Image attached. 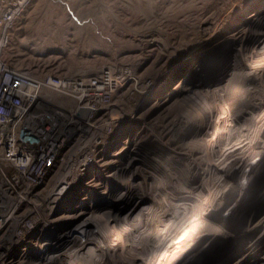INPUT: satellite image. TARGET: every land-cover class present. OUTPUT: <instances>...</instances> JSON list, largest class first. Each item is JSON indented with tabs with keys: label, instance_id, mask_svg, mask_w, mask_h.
Wrapping results in <instances>:
<instances>
[{
	"label": "rangeland",
	"instance_id": "1",
	"mask_svg": "<svg viewBox=\"0 0 264 264\" xmlns=\"http://www.w3.org/2000/svg\"><path fill=\"white\" fill-rule=\"evenodd\" d=\"M240 29L264 32V0H33L8 32L0 59L29 75L94 73L103 66L124 64L137 76L154 78L158 92L148 102L158 101H146L141 111L146 119H169L164 128L174 130L170 148L150 144L147 151L158 145L161 152L151 157L145 153L140 157L138 149L128 171L126 156L125 170L119 174V169L112 177L108 200L85 206V213L93 210L96 216L92 218L104 223L125 210L141 209L151 197L157 203L164 191L161 180L168 178L170 184L174 168L185 172L190 164L189 139L196 131L186 123L190 121L187 112H201L207 102L215 110L211 118L215 122L217 112L230 99L233 83L220 89L216 82L227 74L230 61L240 56L239 46L232 41ZM258 37H251L247 45H253ZM253 79L257 84L249 91L261 99L254 110L258 114L264 111V79ZM263 127L264 123L259 139ZM132 166L140 167V175L132 174ZM130 187L133 194L124 195ZM242 207L231 216L228 232L211 238L208 247L196 252L187 264H235L240 260L235 254L261 231L249 230L264 218V170ZM186 223L187 219L181 226ZM257 240L264 248V237Z\"/></svg>",
	"mask_w": 264,
	"mask_h": 264
},
{
	"label": "built area",
	"instance_id": "2",
	"mask_svg": "<svg viewBox=\"0 0 264 264\" xmlns=\"http://www.w3.org/2000/svg\"><path fill=\"white\" fill-rule=\"evenodd\" d=\"M32 1L0 0V51ZM126 78L137 84L136 93L109 88ZM157 92L154 78L124 64L29 75L0 59V264H47V257L94 235L93 210L85 213V206L108 200L113 170H125L123 155L128 171L138 149L151 157L159 156L161 143L170 148L174 130L161 129L169 119H143L141 111ZM137 93L140 121L128 116ZM132 168L140 175V167Z\"/></svg>",
	"mask_w": 264,
	"mask_h": 264
},
{
	"label": "bare ground",
	"instance_id": "3",
	"mask_svg": "<svg viewBox=\"0 0 264 264\" xmlns=\"http://www.w3.org/2000/svg\"><path fill=\"white\" fill-rule=\"evenodd\" d=\"M254 36L259 39L248 46ZM233 40L239 46L240 56L230 61L227 74L216 82L220 89L227 82L233 83L230 99L217 112L215 122L211 120L215 110L207 102L201 112H187L190 121L186 123L196 131L189 139L190 164L185 172L174 168L175 178L170 184L168 178H161L164 191L157 203L151 197L139 210H125L104 223L96 221L93 237L76 240L71 247L47 257V264H51V258L57 264H187L196 252L208 247L211 238L228 232L231 216L242 211L246 197L254 191L264 170V132L257 138L264 111L255 114L261 99L252 97L249 91L257 84L254 76L264 79V32L240 29L232 35ZM109 88L136 93L138 86L126 78L118 84L109 83ZM136 98L137 107L130 109L128 116L140 121L139 93ZM164 127L162 133L167 130ZM142 133L136 134L135 139H140ZM116 170L112 177L119 172ZM131 188L124 195H132ZM185 219L187 223L181 226ZM257 229L261 231L255 240L251 239L247 247L235 254L240 257L235 264L245 259V264H264V248L257 243L258 238L264 237V218L249 231ZM245 235L240 237L242 241Z\"/></svg>",
	"mask_w": 264,
	"mask_h": 264
},
{
	"label": "water",
	"instance_id": "4",
	"mask_svg": "<svg viewBox=\"0 0 264 264\" xmlns=\"http://www.w3.org/2000/svg\"><path fill=\"white\" fill-rule=\"evenodd\" d=\"M82 112H83V113H86V112H87V110H83Z\"/></svg>",
	"mask_w": 264,
	"mask_h": 264
}]
</instances>
